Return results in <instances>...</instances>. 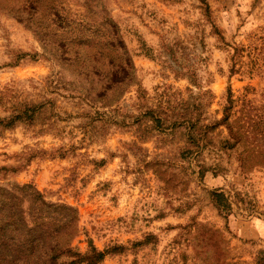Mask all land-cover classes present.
<instances>
[{"label":"rangeland","instance_id":"374dc122","mask_svg":"<svg viewBox=\"0 0 264 264\" xmlns=\"http://www.w3.org/2000/svg\"><path fill=\"white\" fill-rule=\"evenodd\" d=\"M93 1L0 0V264H264V0Z\"/></svg>","mask_w":264,"mask_h":264},{"label":"trees","instance_id":"16d2710c","mask_svg":"<svg viewBox=\"0 0 264 264\" xmlns=\"http://www.w3.org/2000/svg\"><path fill=\"white\" fill-rule=\"evenodd\" d=\"M34 7V12L40 11L41 17H43L46 21V26L49 28L53 34H57L61 37L63 43H58L56 46L61 50V60L63 61H71L78 56L86 55L87 58L91 59V63L93 69L96 70L98 68L101 71H106L105 66L107 65L104 61L107 48L112 47L116 48L115 41L118 40L115 32L112 34L107 31L102 24H90V21L94 20L95 12H97V5L93 0H26ZM91 25V26H90ZM94 25V29L84 36L83 34H79L76 36L64 37L66 34H72L74 30L80 29L81 31L86 30L88 28H92ZM88 26V27H86ZM90 26V27H89ZM69 29V30H68ZM93 33V34H92ZM100 34V35H99ZM96 36L97 38L92 40L93 47L86 46L87 42H89L90 36ZM73 39L72 44H76L75 47L66 45V40ZM71 41V40H69ZM101 48H98L100 46ZM89 49H88V48ZM125 76V73L122 77L115 76V80L112 81L117 82L120 81ZM31 110L30 114L27 112ZM35 108L27 109L22 112V115H26V117H32ZM18 117V116H17ZM25 226V225H24ZM57 254L52 252L50 256L53 259ZM98 258L102 256L101 252H98ZM54 264V263H51Z\"/></svg>","mask_w":264,"mask_h":264}]
</instances>
